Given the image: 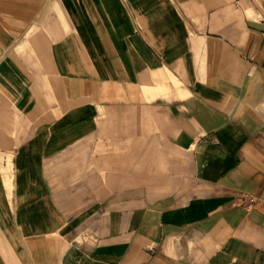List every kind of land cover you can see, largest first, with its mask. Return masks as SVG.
Segmentation results:
<instances>
[{
  "label": "crops",
  "instance_id": "0c3cea01",
  "mask_svg": "<svg viewBox=\"0 0 264 264\" xmlns=\"http://www.w3.org/2000/svg\"><path fill=\"white\" fill-rule=\"evenodd\" d=\"M0 264H264V0H0Z\"/></svg>",
  "mask_w": 264,
  "mask_h": 264
},
{
  "label": "built area",
  "instance_id": "2783aa9c",
  "mask_svg": "<svg viewBox=\"0 0 264 264\" xmlns=\"http://www.w3.org/2000/svg\"><path fill=\"white\" fill-rule=\"evenodd\" d=\"M243 202L246 206H259L263 204V200L259 197H255L252 195H246L243 197Z\"/></svg>",
  "mask_w": 264,
  "mask_h": 264
}]
</instances>
